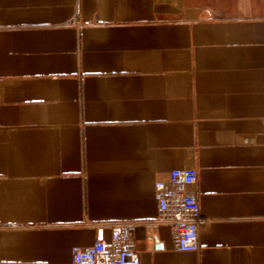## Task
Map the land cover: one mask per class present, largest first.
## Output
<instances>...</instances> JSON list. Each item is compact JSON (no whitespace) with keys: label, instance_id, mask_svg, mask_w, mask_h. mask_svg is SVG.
I'll use <instances>...</instances> for the list:
<instances>
[{"label":"crops","instance_id":"crops-1","mask_svg":"<svg viewBox=\"0 0 264 264\" xmlns=\"http://www.w3.org/2000/svg\"><path fill=\"white\" fill-rule=\"evenodd\" d=\"M194 166L200 248L154 185ZM264 264V0H0V264Z\"/></svg>","mask_w":264,"mask_h":264},{"label":"built area","instance_id":"built-area-1","mask_svg":"<svg viewBox=\"0 0 264 264\" xmlns=\"http://www.w3.org/2000/svg\"><path fill=\"white\" fill-rule=\"evenodd\" d=\"M199 171L194 166L174 169L166 179L157 180L154 196L156 219L171 228L174 247L178 251L200 248L199 228L202 221L197 183ZM135 224L122 221L110 225V236L97 239L88 247L71 249L72 264H140L135 244Z\"/></svg>","mask_w":264,"mask_h":264}]
</instances>
